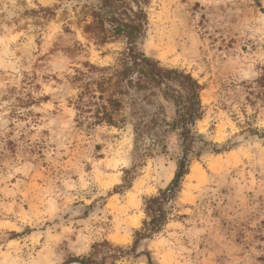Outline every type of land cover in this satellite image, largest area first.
Returning a JSON list of instances; mask_svg holds the SVG:
<instances>
[{
  "label": "rangeland",
  "instance_id": "rangeland-1",
  "mask_svg": "<svg viewBox=\"0 0 264 264\" xmlns=\"http://www.w3.org/2000/svg\"><path fill=\"white\" fill-rule=\"evenodd\" d=\"M97 3L0 0V264H264V0L146 6L138 48L203 86L193 129L212 145L180 165L165 224L136 243L144 201L168 186L180 145L157 127L165 147L114 191L136 150L126 98L117 124L96 121L98 85L103 98L114 87L97 69L126 48L101 41ZM154 110L169 119L175 108L156 95L143 107Z\"/></svg>",
  "mask_w": 264,
  "mask_h": 264
},
{
  "label": "trees",
  "instance_id": "trees-1",
  "mask_svg": "<svg viewBox=\"0 0 264 264\" xmlns=\"http://www.w3.org/2000/svg\"><path fill=\"white\" fill-rule=\"evenodd\" d=\"M149 1L98 0L91 11V16L102 33L101 41L120 37L126 42V48L122 51L118 64L97 69L107 73L108 80H114V87L112 94L103 98V85L102 83L98 85L100 94L97 99H103L104 102L96 103V121L109 125L117 124L114 114L123 104L119 97L126 98V103L131 106L130 116L133 120L135 160L129 167L123 169L121 183L114 191L119 193L127 191L132 186L137 171L141 169L146 159L157 151L156 144L165 147L163 139L156 138L157 127L165 126L167 130L174 131L180 145L177 169L168 186L159 189L157 195L144 201L145 218L142 226L134 231L136 237L134 243L139 239L151 237L165 224L167 212L164 206L179 192L181 178L188 171L186 167L179 180L180 165L189 164L200 157L207 146L212 145L203 139V134L193 129L195 122L204 115L199 100L203 86L186 71L162 66L158 60L147 56L138 48V42L147 23L146 6ZM87 72H90V69ZM156 95L174 105L175 111L171 118H160L156 110L150 113L143 111L144 105L155 103ZM254 131L253 128L252 132ZM148 139L149 144L144 146ZM197 142L200 144L196 147ZM211 150L219 153L222 148L213 144ZM106 245L107 243H104L101 246ZM105 257L106 255L102 256V259ZM90 263L98 262L90 260ZM100 264H104L103 260Z\"/></svg>",
  "mask_w": 264,
  "mask_h": 264
},
{
  "label": "bare ground",
  "instance_id": "bare-ground-1",
  "mask_svg": "<svg viewBox=\"0 0 264 264\" xmlns=\"http://www.w3.org/2000/svg\"><path fill=\"white\" fill-rule=\"evenodd\" d=\"M197 170V169H196ZM201 172V171H200Z\"/></svg>",
  "mask_w": 264,
  "mask_h": 264
}]
</instances>
